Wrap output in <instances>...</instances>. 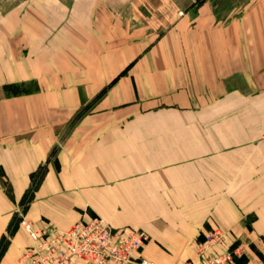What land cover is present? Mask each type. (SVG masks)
Masks as SVG:
<instances>
[{"label":"crops","instance_id":"crops-1","mask_svg":"<svg viewBox=\"0 0 264 264\" xmlns=\"http://www.w3.org/2000/svg\"><path fill=\"white\" fill-rule=\"evenodd\" d=\"M214 18L207 3L193 19L182 15L95 102L131 61L124 50L117 58L97 57L91 48L89 62L39 49L25 61L14 50L10 61L3 56L0 245L8 242L0 264H20L31 245L21 221L64 231L82 217H100L111 229L139 231L147 242L136 263L194 260L198 244L217 227L232 231L229 244L240 242L242 208L224 198L242 194L228 195L221 185L227 158L220 142L203 140L209 127L199 119L220 113L229 91L235 102L245 100L239 90L228 91L233 78L244 80L250 100L264 90V3L224 24ZM30 85L31 91L1 94ZM254 224L263 225L262 217Z\"/></svg>","mask_w":264,"mask_h":264},{"label":"rangeland","instance_id":"rangeland-1","mask_svg":"<svg viewBox=\"0 0 264 264\" xmlns=\"http://www.w3.org/2000/svg\"><path fill=\"white\" fill-rule=\"evenodd\" d=\"M203 3H207L208 12L215 16L216 23L224 24L246 13L254 4L261 7L264 0H0V63L3 61L4 64L5 54L11 60V53H8L11 50L18 53L19 61H25L28 56L31 57L34 49H39L38 54L48 52L68 62L76 57L89 62L88 51L91 48L97 57L104 54L105 57L117 58V53L124 50L125 58L131 61L102 89L107 90L118 78L128 73L133 60L142 54V48L160 38L182 15L187 14L193 19ZM241 81L244 80L233 78L227 88L228 91L239 90L245 100L235 102L230 97L233 91H229L225 94L226 100L222 102L225 107L220 113H202L199 119L200 123L202 120L204 126L209 127L203 134V140L220 142L223 147L221 158H227V173L221 185L226 186L228 195L233 194L234 190L242 194L240 198H224L227 204L242 208H239L242 213H239L238 223L242 230L237 233L240 242L229 244L228 237L232 231L214 228L220 231L223 239L213 249V255L227 253L231 261L226 264H264V90L250 100L246 92L248 87ZM33 89L34 85L9 86L1 94ZM240 170L242 173L238 176ZM39 177L40 173L24 197L20 213L14 218L15 224L22 219V212L29 203ZM239 177L242 182H239ZM259 216L262 217L263 225L256 227L254 221ZM21 224H27L32 229L26 221H21ZM47 228L59 231L52 226L32 230L41 232ZM30 241L31 245L22 257L32 247L33 241ZM6 242L8 240L4 238L0 248H4ZM196 249L198 252V246ZM246 254L252 261H248ZM22 257L20 264H23Z\"/></svg>","mask_w":264,"mask_h":264},{"label":"built area","instance_id":"built-area-1","mask_svg":"<svg viewBox=\"0 0 264 264\" xmlns=\"http://www.w3.org/2000/svg\"><path fill=\"white\" fill-rule=\"evenodd\" d=\"M23 226L33 241L22 257L23 264H153L136 263L135 254L147 242L143 233L112 230L98 217L82 220L66 231L47 228L37 232L27 224ZM222 239L220 231L212 229L198 244L197 258L181 264L230 262L227 253L213 255Z\"/></svg>","mask_w":264,"mask_h":264},{"label":"trees","instance_id":"trees-1","mask_svg":"<svg viewBox=\"0 0 264 264\" xmlns=\"http://www.w3.org/2000/svg\"><path fill=\"white\" fill-rule=\"evenodd\" d=\"M105 91H106V89H104L103 91H101L100 94L96 96V98L94 99V101H96L97 99H99L105 93ZM2 241H4V240H2ZM0 249L2 250L3 248H0Z\"/></svg>","mask_w":264,"mask_h":264}]
</instances>
